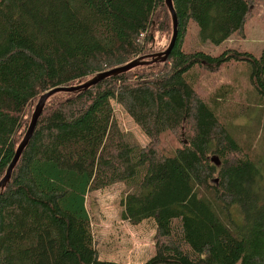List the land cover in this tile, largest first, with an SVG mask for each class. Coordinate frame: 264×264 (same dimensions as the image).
<instances>
[{"label":"trees","instance_id":"16d2710c","mask_svg":"<svg viewBox=\"0 0 264 264\" xmlns=\"http://www.w3.org/2000/svg\"><path fill=\"white\" fill-rule=\"evenodd\" d=\"M251 3L173 0L167 59L114 72L147 52L153 29H173L166 0H0V181L44 93L111 71L45 103L0 191V264L54 243L52 264H264V159L231 132L225 92L198 90L203 71L246 61L263 124L264 48L212 56L185 43L194 22L202 41L222 44ZM112 101L149 144L120 128ZM116 183L126 187L122 220L156 223L146 262L100 258L87 196Z\"/></svg>","mask_w":264,"mask_h":264},{"label":"rangeland","instance_id":"374dc122","mask_svg":"<svg viewBox=\"0 0 264 264\" xmlns=\"http://www.w3.org/2000/svg\"><path fill=\"white\" fill-rule=\"evenodd\" d=\"M251 11L247 22L240 33L234 34L222 44L215 45L209 41H202L198 26L192 22L187 31L186 46L205 51L213 55L221 54L227 48L249 51L256 55L264 48V0H252ZM171 23V18L168 20ZM171 25L163 30L153 29L149 33L147 52L142 55L150 61V55L165 51L173 38ZM138 56L133 58L137 59ZM160 60L153 63L159 64ZM138 67V66H137ZM157 68V67H156ZM249 64L246 61H234L222 66L216 71H203L198 90L202 95H214L222 90L224 100L232 109L236 119L228 125L237 139L245 143H253L254 150L260 159H264V121L257 122L256 112L259 110L255 103L257 99L252 94L253 90L249 78ZM62 96V95H61ZM113 102L114 110L120 128L132 134L142 145L149 144L150 140L127 111L118 103ZM38 103V102H37ZM34 103V111L36 104ZM34 113V112H33ZM33 116V114H32ZM32 118H30L31 123ZM237 124V125H235ZM30 125V124H29ZM233 125V126H232ZM25 136V135H24ZM126 187L123 183H116L112 187L88 193L87 208L90 212L95 238L100 258L115 260L123 263H143L155 251L154 219L144 220L138 225L122 220L121 204ZM60 246L57 243L45 248H38L32 256L22 257L23 264H52L58 254Z\"/></svg>","mask_w":264,"mask_h":264},{"label":"water","instance_id":"95a60500","mask_svg":"<svg viewBox=\"0 0 264 264\" xmlns=\"http://www.w3.org/2000/svg\"><path fill=\"white\" fill-rule=\"evenodd\" d=\"M166 3L171 11V14H172V20H173V24H174V31L172 32L173 34V38H172V41L170 43V45L168 46V48L161 52V53H157V54H152L150 55V61L148 62L147 60H145V56H142V57H139L137 59H134L132 61H129V63L121 66V67H118L117 69H115L116 71L114 72H119V71H128L130 69H133L139 65H142V64H148V63H153V62H157L158 60H161V61H165V59H167L168 55H169V52H170V49L172 48L171 46H173L174 42H175V39H176V36H177V26H178V18H177V14L175 12V9H174V5H173V0H166ZM111 73L110 72H104L102 74H99L97 75V77H93L92 79L88 80L87 82H85L84 84H81V85H78V86H61V87H57L55 89H52V90H49L48 92L44 93L38 103L36 104V107H35V111L33 113V116H31L32 120H31V123H30V126H29V129L27 130V133L26 135L24 136L23 140L21 143H19V146H18V149L16 151V155L14 158V160L12 161L11 165L9 166L8 170L6 171V175L1 179L0 181V191L6 186L5 184H7L10 180V177H11V170H13V167L16 165V163L18 162V157L20 156L25 144L27 143L28 139L30 138V136L32 135L33 133V130L35 129L36 127V124L38 122V117H40L44 107H45V103L47 102V100L49 99V97H51L52 95H54L56 92H60V91H75L77 89H83V88H86V87H89L91 84H96V82L99 80V78H101L103 75H106V74H109ZM215 159V158H214ZM217 161V160H216Z\"/></svg>","mask_w":264,"mask_h":264}]
</instances>
